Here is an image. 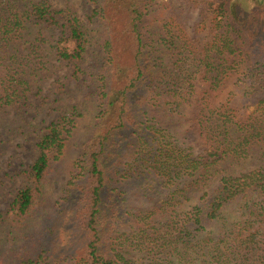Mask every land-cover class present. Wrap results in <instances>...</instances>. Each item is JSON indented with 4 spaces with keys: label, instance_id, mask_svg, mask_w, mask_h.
Returning <instances> with one entry per match:
<instances>
[{
    "label": "trees",
    "instance_id": "16d2710c",
    "mask_svg": "<svg viewBox=\"0 0 264 264\" xmlns=\"http://www.w3.org/2000/svg\"><path fill=\"white\" fill-rule=\"evenodd\" d=\"M189 1L198 15L190 37L171 19L148 32L156 0H97L102 55L84 76L95 82L86 93L97 110L65 203L36 252L17 248L0 264H264V161L232 170L264 146V0L248 28L230 0ZM45 25L58 28L54 52L78 78L86 37L76 14L44 0H0V108L27 83L17 59L26 28ZM185 120L202 151L175 139ZM71 122L61 113L39 134L27 183L6 209L17 220L35 211Z\"/></svg>",
    "mask_w": 264,
    "mask_h": 264
},
{
    "label": "rangeland",
    "instance_id": "374dc122",
    "mask_svg": "<svg viewBox=\"0 0 264 264\" xmlns=\"http://www.w3.org/2000/svg\"><path fill=\"white\" fill-rule=\"evenodd\" d=\"M44 1L55 7L68 8L76 14L85 31V50L79 64L81 71L78 72V78H75L71 73L73 65L54 52L53 44L59 32L57 27L29 26L25 30L28 33L18 50L21 55L18 53L17 59L23 62L20 67L29 71L27 83L19 87L23 90H18V95L9 105L0 108V258L9 259L11 252L17 248L27 253L36 252L42 232L54 219L58 221L59 209L65 203L63 189L73 173L81 144L90 133L97 110L96 97L86 93L91 87L94 89L95 82L87 86L84 81L88 68L93 67V62L99 61L102 55L100 20L91 14L97 0ZM230 1L239 21L248 28L260 13L258 0ZM152 8L146 17L149 33L158 29L163 20L171 19L181 27L182 33L189 37L193 35L192 24L198 15L189 0H156ZM31 34L35 37L32 40L36 44L35 48H27ZM226 88L236 92L235 100L241 105L248 102L245 96L238 95V85L231 82ZM182 108L185 116L193 113L190 105ZM251 108L252 105H249L245 110ZM61 113H67L72 119L70 131L64 138L60 152L51 161L35 211L17 220L6 212L7 206L16 189L27 183L26 169L36 154L39 134L49 121ZM174 137L181 145H191L194 152L202 151L201 139L189 120L177 127ZM263 161L264 146L232 170H246ZM130 192H134L132 187ZM160 197L161 194L155 192L151 195V202ZM145 200L141 195L131 197L132 203ZM55 264H66V261L61 259Z\"/></svg>",
    "mask_w": 264,
    "mask_h": 264
}]
</instances>
